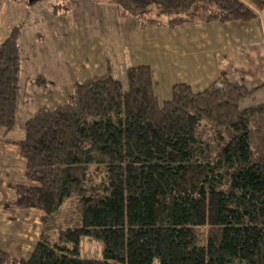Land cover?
<instances>
[{
  "label": "trees",
  "instance_id": "1",
  "mask_svg": "<svg viewBox=\"0 0 264 264\" xmlns=\"http://www.w3.org/2000/svg\"><path fill=\"white\" fill-rule=\"evenodd\" d=\"M101 1L143 27L247 23L264 9V0ZM69 9L66 1L53 5L57 16ZM21 30L0 46L7 132L18 120ZM107 67L78 82L64 104L25 122L15 144L30 185L15 187L11 205L42 212L44 233L28 259L0 251V264H264V103L241 107L256 90L223 72L201 93L175 85L161 103L150 67L129 68L126 90ZM73 197L78 223L53 241L54 220ZM85 236L104 243V259L80 258Z\"/></svg>",
  "mask_w": 264,
  "mask_h": 264
},
{
  "label": "crops",
  "instance_id": "2",
  "mask_svg": "<svg viewBox=\"0 0 264 264\" xmlns=\"http://www.w3.org/2000/svg\"><path fill=\"white\" fill-rule=\"evenodd\" d=\"M65 1L69 11L55 15L53 5ZM108 13L111 22L106 24ZM20 24L18 120L12 131L0 129V251L13 257L28 259L44 233L42 212L11 205L15 187L30 185L27 162L15 143L24 138V124L31 116L64 104L78 82L104 76L109 64L126 90L127 70L148 66L163 103L172 98L175 85L187 84L201 93L224 72L230 82L256 90L247 107L264 103V9L247 23L143 27L137 18H120L107 1L7 0L0 6V46ZM38 77L43 79L39 83Z\"/></svg>",
  "mask_w": 264,
  "mask_h": 264
},
{
  "label": "rangeland",
  "instance_id": "3",
  "mask_svg": "<svg viewBox=\"0 0 264 264\" xmlns=\"http://www.w3.org/2000/svg\"><path fill=\"white\" fill-rule=\"evenodd\" d=\"M39 0H34L33 3ZM32 4V3H31ZM104 22L109 24L111 22V16L108 13L105 18ZM251 102V98L244 100L241 102V107L244 108L248 103ZM80 217V206L79 201L76 197L71 199H67L62 206L60 212L56 216L54 223L57 224L54 230L50 231V236L53 241H56L58 238L57 230L64 229L68 226H76L78 223V219ZM61 226V228H59ZM209 228H205L200 231V235H206V231ZM104 252L105 246L104 243L99 240L95 239L91 236H85L81 238L80 247H79V256L81 259L84 260H102L104 259ZM154 264H159L157 260H155Z\"/></svg>",
  "mask_w": 264,
  "mask_h": 264
},
{
  "label": "water",
  "instance_id": "4",
  "mask_svg": "<svg viewBox=\"0 0 264 264\" xmlns=\"http://www.w3.org/2000/svg\"><path fill=\"white\" fill-rule=\"evenodd\" d=\"M33 0H29V2H32Z\"/></svg>",
  "mask_w": 264,
  "mask_h": 264
}]
</instances>
